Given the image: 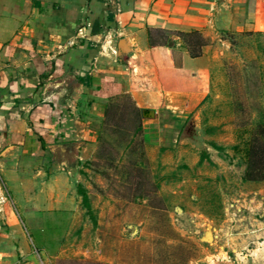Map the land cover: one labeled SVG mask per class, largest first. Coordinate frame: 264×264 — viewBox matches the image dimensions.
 Masks as SVG:
<instances>
[{"label": "crops", "instance_id": "obj_1", "mask_svg": "<svg viewBox=\"0 0 264 264\" xmlns=\"http://www.w3.org/2000/svg\"><path fill=\"white\" fill-rule=\"evenodd\" d=\"M193 30L208 41L197 57L174 33ZM256 33L264 0H0V264H31L33 219L74 207V159L120 98L141 111L163 186L221 165L218 60Z\"/></svg>", "mask_w": 264, "mask_h": 264}, {"label": "rangeland", "instance_id": "obj_2", "mask_svg": "<svg viewBox=\"0 0 264 264\" xmlns=\"http://www.w3.org/2000/svg\"><path fill=\"white\" fill-rule=\"evenodd\" d=\"M233 43L218 60L226 70L219 99L229 101L221 165L186 174V186H163L145 133L115 130L119 115L134 122L130 99H118L94 154L74 159V207L33 219L43 232L31 239V264H264V179L243 180L247 140L264 109V33Z\"/></svg>", "mask_w": 264, "mask_h": 264}, {"label": "trees", "instance_id": "obj_3", "mask_svg": "<svg viewBox=\"0 0 264 264\" xmlns=\"http://www.w3.org/2000/svg\"><path fill=\"white\" fill-rule=\"evenodd\" d=\"M174 33L182 39L183 44L186 47L191 57H197L202 55L203 47L207 44L208 41L200 31L198 30H193L189 32L176 31ZM149 34L151 35V44H154L152 40L151 29L149 30ZM111 110H112V106L107 107L105 122L110 116ZM132 113H133L132 119L134 122H132V120L121 122V120H123L122 115H119L114 124L115 130L121 128L120 130L129 132L133 129L132 136L142 134L143 126H142L141 111L137 108H133ZM131 142L132 140H129L127 146H129ZM245 156H246V161H245V171L243 174V180L245 181L263 180L264 179V109L261 110V117L256 122L254 128L250 132L249 138L247 140ZM78 192L80 195H82V203L84 207L90 208L87 189L82 185H79Z\"/></svg>", "mask_w": 264, "mask_h": 264}, {"label": "water", "instance_id": "obj_4", "mask_svg": "<svg viewBox=\"0 0 264 264\" xmlns=\"http://www.w3.org/2000/svg\"><path fill=\"white\" fill-rule=\"evenodd\" d=\"M204 238H205L207 241H211V240L214 239V235H213L212 232H209V233H207V234L204 236Z\"/></svg>", "mask_w": 264, "mask_h": 264}]
</instances>
